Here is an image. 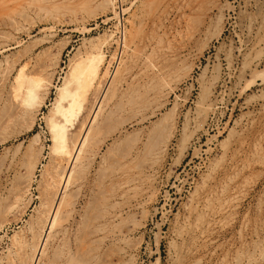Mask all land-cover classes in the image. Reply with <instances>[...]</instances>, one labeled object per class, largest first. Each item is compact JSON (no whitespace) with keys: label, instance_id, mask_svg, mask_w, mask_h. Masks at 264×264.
Returning <instances> with one entry per match:
<instances>
[{"label":"rangeland","instance_id":"374dc122","mask_svg":"<svg viewBox=\"0 0 264 264\" xmlns=\"http://www.w3.org/2000/svg\"><path fill=\"white\" fill-rule=\"evenodd\" d=\"M147 1L95 0L77 18L34 12L0 29V264H264V0H160L162 49L135 66L119 44L122 28L151 29ZM97 38L95 83L63 105L71 64ZM28 55L53 73L34 110L40 84L13 89L20 64L9 70ZM59 106L88 123L77 163L55 173Z\"/></svg>","mask_w":264,"mask_h":264},{"label":"bare ground","instance_id":"6f19581e","mask_svg":"<svg viewBox=\"0 0 264 264\" xmlns=\"http://www.w3.org/2000/svg\"><path fill=\"white\" fill-rule=\"evenodd\" d=\"M44 1H49L48 3L51 2V0H0V29H4V28H11L13 29L14 31L16 30H19L20 27H21V23L23 22L24 23V20H26L28 22V18L31 16V14H34V12L37 13V16L40 15V12L41 15L40 17L44 18L46 17L45 19H47V17H60V18H64V19H73L74 17H76V14H78L80 11H82L83 9L85 8H88V6L92 5L93 2L95 0H83L84 1V4H80L81 6H76L75 5H72L71 7L65 3L67 2V0H59L63 3V5L61 6V8H57L55 7L59 5L58 4H54L53 2H51L50 4L48 5H45L46 3H43ZM152 1V0H151ZM150 1V2H151ZM160 1V0H159ZM167 1V0H166ZM173 1V0H172ZM184 1V0H183ZM182 1V2H183ZM199 0H194L193 3L197 2ZM205 1V0H204ZM212 1V0H211ZM215 1V0H214ZM212 1V2H214ZM149 2V0L147 1ZM156 3V0L154 1ZM170 2V0H169ZM92 3V4H91ZM144 3H146L144 1ZM157 3H158V0H157ZM156 3L154 9H153V12L151 14H149V16L147 17V19H145V23L143 25H148L149 23H152V26H151V29L149 28V32H146V31H141L140 29L138 30H130L129 32L126 31L125 28H122L123 30V34H122V37L120 39V44H119V47L121 48L122 45H125V48H126V55L128 56V58L131 60V62L134 63V65L136 66V63L138 62L137 59L139 60L140 58L142 57H145V59H151V58H155L156 54L159 53L162 48L159 47V39L161 35L158 36V32H159V28L161 29L160 27V20L156 18L159 17L158 15L159 14H162L163 10H165V7H166V3L164 4L163 1H160L158 4ZM177 3V2H176ZM188 3V2H186ZM185 3V4H186ZM201 3V2H200ZM207 3L209 4L208 0H207ZM206 3V4H207ZM147 4V3H146ZM151 4V3H150ZM207 4V5H208ZM212 4V3H211ZM210 4V5H211ZM149 5V4H148ZM154 5V4H152ZM213 5V4H212ZM141 6V5H140ZM144 6V5H143ZM142 6V9L141 7H139L142 11L143 9H145V7ZM151 6V5H149ZM172 6V5H171ZM170 6V7H171ZM182 6V5H181ZM180 6V7H181ZM191 6V5H190ZM206 6V5H204ZM215 6V5H214ZM175 7V6H174ZM188 7V6H187ZM213 7V6H212ZM135 8V7H134ZM147 8V7H146ZM169 8V7H168ZM176 8V7H175ZM183 8V7H182ZM189 8V7H188ZM138 9V8H137ZM170 9V8H169ZM193 9V8H192ZM196 9V8H195ZM198 9V8H197ZM200 9V8H199ZM191 10V9H190ZM137 11V10H135ZM150 11V9H149ZM148 11V12H149ZM152 11V10H151ZM168 11V10H167ZM207 11V9H206ZM134 12V11H133ZM147 12V13H148ZM208 12V11H207ZM205 12V14L207 13ZM169 13V12H167ZM39 14V15H38ZM142 14V13H141ZM139 15V14H138ZM138 15L134 12L132 13L129 17L131 19L130 21V24L132 25V27L136 26L138 27V25L140 24V21L137 19L138 18ZM168 15V14H167ZM166 15V16H167ZM186 15V14H184ZM207 15V14H206ZM36 16V15H35ZM192 16V15H191ZM205 16V15H204ZM203 16V17H204ZM137 17V18H136ZM202 17V16H201ZM202 17V18H203ZM144 18V17H143ZM143 18L141 19V22H143ZM188 19L191 18L190 16L187 17ZM201 18V19H202ZM37 19V18H36ZM184 19V18H183ZM192 19V18H191ZM195 19V18H194ZM200 19V15L198 17V20ZM138 20V21H137ZM166 20V19H165ZM186 20V19H185ZM190 20V19H189ZM30 21V19H29ZM39 21V20H38ZM187 21V20H186ZM203 19H202V23H203ZM178 22V21H177ZM201 22V20H200ZM34 23V22H33ZM186 24V23H184ZM188 24V22H187ZM204 24V23H203ZM202 24V25H203ZM163 25V24H162ZM161 25V26H162ZM165 25V24H164ZM189 25H190V21H189ZM187 25V26H189ZM191 25H192V22H191ZM143 27V26H142ZM145 27V26H144ZM148 27V26H147ZM150 27V26H149ZM164 27V26H163ZM190 27V26H189ZM192 27V26H191ZM147 29V28H145ZM164 29V28H163ZM167 29V28H166ZM192 29V28H191ZM9 30V29H8ZM7 30V31H8ZM6 31V30H5ZM161 31V30H160ZM187 31H189L187 29ZM0 32H3V30H1ZM9 32V31H8ZM4 33V32H3ZM2 34V33H1ZM0 34V35H1ZM161 34V32H160ZM162 34H164V31H162ZM165 34H167L165 32ZM180 34V33H179ZM3 35V34H2ZM8 35V34H7ZM191 35V34H190ZM6 36V35H5ZM174 36V35H173ZM2 37V36H1ZM102 38V37H100ZM99 38V39H100ZM97 38L96 41H90L88 47L85 49V51L83 53L79 52L78 53V56L75 57V61L74 63L71 64L70 66V73L68 75V79H67V83H66V86L65 88L61 91V102L63 105H67L70 100L73 98L74 96V92H75V89H77V87H79L80 90H82L84 88V80H85V87H86V84L87 85H90L92 82H94L95 78H96V75H97V61H95V59L97 58L98 60H104V57H103V48H102V44L105 42V40H99ZM95 40V39H94ZM169 40V39H167ZM171 40V39H170ZM170 40L168 43H170ZM163 42V41H162ZM36 46V45H35ZM162 46V45H161ZM171 46V45H170ZM3 48V47H2ZM167 48V47H166ZM29 49V48H27ZM32 49V48H31ZM41 51V50H40ZM46 51V50H45ZM44 51V52H45ZM40 53V52H39ZM19 54V52H18ZM59 54V53H58ZM57 54V55H58ZM174 54V53H172ZM25 55V54H23ZM22 55V57H23ZM34 55V54H33ZM36 55V54H35ZM34 55V56H35ZM118 54H115V57L118 59L117 57ZM170 55V54H169ZM17 56V55H15ZM37 56V55H36ZM42 56V55H41ZM44 56V55H43ZM177 56V54H176ZM174 57V56H173ZM51 58V57H50ZM167 58V57H166ZM169 58V57H168ZM37 57L34 58L32 57L31 55H28V58L26 57V60L24 61L23 59H21L20 57H18L17 59H12L13 60V64H12V67L9 69V70H13V68H15V66L19 65L20 64V68L18 67L16 70V76L14 78V83L12 84V88L14 89L16 86H20L22 87L23 85H27L29 89L32 90L37 88L38 87V84H40V96L37 97L36 99L37 102L35 103V101L33 100L31 103L33 106H31L32 108H39V106L41 105V103L43 102V100L45 99V94L47 92V85L49 84L50 80H51V76H52V72H50V70L48 69V64L45 60V62H40L39 59ZM59 59V57H54L53 61L55 63V65H57V60ZM157 59V58H156ZM164 59V58H163ZM143 60V59H142ZM155 60V59H154ZM167 60V59H166ZM165 60V61H166ZM170 60V59H169ZM24 61V62H23ZM51 61V60H50ZM150 61V60H149ZM149 61L147 63H149ZM164 61V60H163ZM111 61L108 62V64L110 63ZM171 62V61H170ZM169 62V63H170ZM168 63V62H166ZM6 64V63H5ZM152 64V63H151ZM151 64H150V67H151ZM154 64V63H153ZM152 64V65H153ZM171 64V63H170ZM164 64H162V62H160V66H159V70H163V66ZM11 66V65H10ZM131 66V65H130ZM146 66V64H145ZM171 66V65H170ZM169 66V67H170ZM50 67V66H49ZM53 67V66H52ZM133 67V66H131ZM168 68V66H165V68ZM130 69V68H129ZM134 69V68H133ZM137 69V68H136ZM153 70V69H152ZM158 71V70H157ZM167 71V70H166ZM8 74H10L9 72L10 71H7ZM129 72V71H128ZM164 73V72H163ZM26 74V75H25ZM136 76L137 73H134ZM156 75V74H155ZM2 77V76H1ZM14 77V76H13ZM47 77V78H46ZM149 77V76H148ZM12 78V77H11ZM102 78V77H101ZM99 78V82H100V79ZM131 78V76L129 77ZM41 79V81H40ZM104 79V78H103ZM151 79V78H150ZM149 79V80H150ZM97 80V81H98ZM160 80V79H159ZM151 81V80H150ZM13 82V81H12ZM152 82V81H151ZM150 82V83H151ZM11 83V82H10ZM83 83V84H82ZM95 83V82H94ZM103 83V82H102ZM108 83V82H107ZM133 84V83H132ZM93 85V84H92ZM96 85V84H95ZM11 86V85H10ZM91 86V85H90ZM89 86V87H90ZM97 86V85H96ZM103 86V85H102ZM128 86V85H127ZM152 86V85H151ZM94 87V85H93ZM11 88V87H10ZM105 88V87H104ZM8 89V88H7ZM90 89V88H89ZM108 89V88H107ZM136 89V88H135ZM95 90V89H94ZM97 90V88H96ZM117 91V90H116ZM147 91V90H146ZM153 91V89H152ZM94 92V91H93ZM42 93V94H41ZM89 94V93H88ZM104 95V93L102 94ZM114 95V94H113ZM112 95V96H113ZM121 95V94H120ZM143 95V94H142ZM92 97V96H91ZM95 97V96H94ZM103 98V96H100ZM132 97V96H131ZM138 97V96H137ZM114 98V97H112ZM121 98V97H120ZM1 99V98H0ZM35 99V100H36ZM96 99V98H95ZM116 99V98H115ZM119 99V98H118ZM111 100V99H110ZM121 100V99H120ZM135 100V99H134ZM5 101V100H4ZM130 101V100H129ZM100 102V101H99ZM5 103V102H4ZM118 103L119 100H118ZM103 103H101L102 105ZM116 104V103H115ZM100 106V104L98 105V107ZM31 107H27L28 109H30ZM106 107V106H105ZM115 109L116 107L118 106H114ZM113 107V108H114ZM4 108V107H3ZM34 108L32 110H34ZM1 109V108H0ZM118 109V108H117ZM116 109V110H117ZM136 109V108H135ZM26 110V109H25ZM31 110V111H32ZM29 111V110H28ZM107 111V110H106ZM111 111V110H110ZM114 111V110H113ZM119 111V109H118ZM34 113V111H32ZM93 112V110H92ZM105 112V111H104ZM26 113H27V110H26ZM88 113V112H86ZM91 113V112H90ZM89 113V116H91V114ZM111 112H109L108 110V114H110ZM36 114V113H35ZM34 114V115H35ZM56 117L54 118L53 122H52V134H53V139H54V144L56 145V149H55V155H54V164L52 165V169L55 173H58L59 171H62L63 168L65 165H63V162H65V164H71V163H75L76 160H78V154H77V150H75V148L78 146V144H80V141L83 140V134L85 132V127L88 123V119L87 120H84L83 117H81V119L83 118L82 121L78 120L76 118L75 115H73L71 113V110H70V106H59V109L56 113ZM94 114V113H93ZM32 113H31V118H32ZM33 115V117H34ZM88 115V114H87ZM86 115V116H87ZM105 115V114H104ZM85 116V114L83 115ZM79 117V116H77ZM88 117V116H87ZM86 118V117H85ZM32 123H33V118H32ZM31 123V124H32ZM70 130V132H69ZM35 137V136H34ZM155 147V146H154ZM153 150V148H151ZM41 150V149H40ZM139 150V149H138ZM141 150V149H140ZM144 150V148L142 149ZM163 150V146H160L159 147H156L153 151H152V154H157V153H160L161 151ZM39 152V151H38ZM150 152V151H149ZM40 153V152H39ZM126 154V153H125ZM149 154V153H147ZM39 155V154H38ZM124 157V156H123ZM80 158V157H79ZM122 156L119 158L121 160ZM128 158V156L126 157ZM132 158V157H131ZM123 159V158H122ZM125 159V157H124ZM119 160V162H120ZM38 159L35 158V159H32V161L30 162V173L32 174V171L35 169L37 163H38ZM117 161V160H116ZM77 163V162H76ZM150 163V162H149ZM152 163V162H151ZM150 163V164H151ZM116 164V163H113V165ZM143 164V163H142ZM110 165V164H109ZM119 165V164H118ZM136 165V164H135ZM67 166V165H66ZM73 166V165H72ZM108 166V165H107ZM121 167H123L122 165H120ZM143 166V165H142ZM69 167V166H68ZM110 167V166H109ZM121 167H117L118 169ZM135 167V166H134ZM139 167V166H138ZM150 167V166H149ZM111 168V167H110ZM110 168H107V169H110ZM136 168H137V165H136ZM105 168V170H107ZM113 170H116L114 168H112ZM140 169V167H139ZM110 171V170H109ZM117 171V170H116ZM115 171V172H116ZM123 171V170H122ZM107 172V171H106ZM105 172V173H106ZM143 172V171H142ZM109 173V172H107ZM112 173V172H111ZM103 175V174H102ZM111 175V174H110ZM134 175V174H133ZM118 176V175H117ZM107 177V176H106ZM112 178V177H111ZM129 179V178H128ZM127 179V180H128ZM120 180V179H119ZM139 180V179H138ZM30 181V180H29ZM131 181V180H130ZM128 180V182H130ZM135 181V180H134ZM133 181V182H134ZM115 182V181H114ZM121 182V181H119ZM125 182V181H124ZM126 182V184L128 183ZM132 182V183H133ZM73 183V182H72ZM97 183V182H96ZM111 183V182H110ZM77 185H80L78 184V182L76 183ZM83 184V182H82ZM105 184V183H104ZM113 184H116V183H112ZM101 185V183L99 182L97 184V188L98 186ZM103 185V184H102ZM135 185V184H134ZM95 185L93 184V187ZM107 186V185H105ZM133 186V185H132ZM96 187V186H95ZM111 188V186H109ZM115 187V186H114ZM114 187H113V190H114ZM96 188V189H97ZM100 188V187H99ZM98 188V189H99ZM120 189V188H119ZM100 190V189H99ZM124 190V189H123ZM101 191V190H100ZM103 191V190H102ZM101 191V192H102ZM105 191V189H104ZM102 192V193H105V192ZM111 191V190H110ZM97 193V190L95 191ZM126 192V191H125ZM106 193H108V191L106 190ZM123 193V192H122ZM124 194V193H123ZM133 194V193H132ZM135 194V193H134ZM105 194H100L101 197H105L104 196ZM121 196H119L120 198L124 195L120 194ZM99 196V197H100ZM108 196V195H107ZM111 196V195H110ZM127 196V195H126ZM100 197V198H101ZM112 197V196H111ZM220 197V196H219ZM230 197V196H229ZM109 199V197H107ZM106 198V199H107ZM125 198V197H124ZM209 199V198H207ZM231 199V198H230ZM229 199V200H230ZM102 200V198H101ZM100 200V201H101ZM104 200V199H103ZM102 200V201H103ZM228 200V201H229ZM117 201V200H116ZM205 201V200H204ZM226 201V200H225ZM104 202V201H103ZM206 202V201H205ZM210 202V201H209ZM224 202V201H223ZM232 202V201H230ZM229 202V203H230ZM101 203V202H100ZM111 203V201H110ZM228 203V204H229ZM113 205V204H112ZM115 205V203H114ZM138 205V204H137ZM208 205V204H207ZM208 207V206H207ZM228 207V206H227ZM220 209V208H219ZM221 210V209H220ZM222 211V210H221ZM224 211V210H223ZM200 212V211H199ZM108 213V211H107ZM111 213V212H110ZM113 214V213H112ZM116 214V213H115ZM101 215V214H100ZM104 216V214H103ZM115 216V215H114ZM95 217V216H94ZM101 217V216H100ZM100 217H95L97 220H99ZM118 217V216H117ZM93 218V219H95ZM113 218V217H111ZM90 219V218H89ZM105 220V219H103ZM218 220V219H217ZM95 221V220H93ZM91 224V223H90ZM99 224V223H98ZM195 226V225H194ZM60 231L64 232V228H62ZM186 235V234H185ZM90 241V240H89ZM94 241V239H93ZM91 241L92 243H95ZM78 243V242H77ZM87 243V242H86ZM80 244L82 245L83 243L80 242ZM79 245V244H77ZM76 245V246H77ZM91 243H88L86 246L88 248H86V253L89 252L91 253V248H93V250L95 251H98V248H94V246L92 247ZM84 246V245H83ZM96 246V244H95ZM79 249V246L77 247ZM89 249V250H87ZM81 251V250H80ZM254 251V250H253ZM104 252V251H103ZM103 252H100L99 254H103ZM106 254V253H105ZM103 254V255H105ZM250 255V254H249ZM249 257V256H248ZM252 258V257H251ZM250 259V258H249ZM253 260H249L248 262H251ZM231 262V261H230ZM228 263V262H227ZM237 264V263H235Z\"/></svg>","mask_w":264,"mask_h":264}]
</instances>
